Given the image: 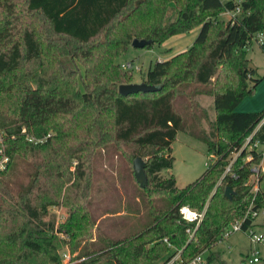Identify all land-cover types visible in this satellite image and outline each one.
<instances>
[{
  "label": "trees",
  "instance_id": "obj_1",
  "mask_svg": "<svg viewBox=\"0 0 264 264\" xmlns=\"http://www.w3.org/2000/svg\"><path fill=\"white\" fill-rule=\"evenodd\" d=\"M237 5L234 16L217 17ZM198 25L191 46L147 70L157 90L120 92L133 69L119 58L134 38L151 47ZM260 34L264 51V0H0V155L9 157L0 170V264H62L65 247L74 264H161L173 252L166 236L186 261L209 250L202 264H228L212 248L253 197L246 152L233 164L238 176L217 183L264 114L236 110L262 80L249 56ZM202 95L213 96L210 107ZM179 130L216 155L183 187L168 173ZM256 138L264 141V127ZM110 148L141 156L147 175L146 212L130 202L136 221L112 230L100 218L115 211L93 207L100 154ZM255 202L264 207V188ZM184 204L207 207L195 230ZM56 205L67 207L66 220L57 221Z\"/></svg>",
  "mask_w": 264,
  "mask_h": 264
},
{
  "label": "rangeland",
  "instance_id": "obj_2",
  "mask_svg": "<svg viewBox=\"0 0 264 264\" xmlns=\"http://www.w3.org/2000/svg\"><path fill=\"white\" fill-rule=\"evenodd\" d=\"M217 17L227 19L230 17V13L228 10H223L217 14ZM200 29L201 25H198L190 31L175 34L162 44H154L151 47L130 45L119 61L121 63L133 61L140 66V69L135 68L133 71H128V74L131 75L132 82L145 81L147 70L153 66L156 60L170 57L173 53L176 54L187 49L193 44ZM259 39L260 35L252 40L249 46V56L252 63L257 66L255 77H261L262 80L257 85L255 92L246 95L237 105L236 110L238 111H258L264 108V51ZM200 98L206 106L210 107L213 96L202 95ZM204 125L206 126L207 123ZM171 152L174 156V165L168 173L175 175L179 187L197 180L208 168L207 163L211 153L207 143L185 130L178 131L172 143ZM0 157H3V154ZM134 160H129L114 148L104 149L100 154V161L97 165L100 172L96 176V184L101 185V189L93 200V207L95 213H102L105 210L115 211L101 216L100 224L105 229L112 230L116 224L120 227L121 223L138 216V211L134 212L136 213L134 216L133 211L129 208L130 202L136 201V208L141 207V210L146 212L141 191L143 186L135 176ZM261 186L264 188V180L261 182ZM51 212L56 214L58 222L67 218V207L64 205L51 207ZM258 221L257 231L264 233V223H262L264 215H260ZM66 251L71 253L65 247L62 254ZM212 252L219 254L220 258L228 264H240L248 256H253L257 252L256 256L261 258V261L255 264H264V244L254 243L250 236L243 231L232 232L227 238L219 241L212 248ZM71 254L77 255L76 253ZM203 255L207 260L211 251L206 250ZM210 264H219V261L215 259Z\"/></svg>",
  "mask_w": 264,
  "mask_h": 264
},
{
  "label": "built area",
  "instance_id": "obj_3",
  "mask_svg": "<svg viewBox=\"0 0 264 264\" xmlns=\"http://www.w3.org/2000/svg\"><path fill=\"white\" fill-rule=\"evenodd\" d=\"M241 9L240 5H237L236 10H228L230 16H234L237 12ZM263 34H260V40H262ZM122 67L125 69H140V66L136 65L133 61H125L122 62ZM264 127V114L254 127V129L246 136V139L240 144L235 146L234 150L232 151V159L230 163L227 165L223 176L219 179L217 185L223 182V178L227 172L232 171V176L237 177L238 174L233 171L232 167L234 162L236 161L237 157L246 152L244 160L245 162L250 161V174L247 177L245 184L250 186L251 192H253V197L249 202L248 206L245 209L244 215L242 218L233 221L226 233V238L234 231H243L247 233L251 240L257 244H264V233L257 231V224L258 217L260 215H264V207L257 206L255 199L256 195L259 190L262 189L261 182L263 181L261 175L264 171V141H261L259 138H256V135L260 129ZM216 157L215 154L211 153V156L208 161V165L213 162L214 158ZM9 157L7 155H3L0 157V170L6 167ZM206 208L199 210L190 206L189 204H184L180 206V213L184 219L193 223L194 230L197 228L200 223L202 222ZM248 219L251 221L246 224ZM188 231L193 232L192 229L189 227ZM163 241L168 242L169 246L173 248L172 254L166 258L161 264H202L205 263L206 260L204 258L203 253H200L193 257L192 259L186 261L182 257V249L175 248L168 240L167 236L163 239ZM255 252L253 256H248L246 258L248 264H255L261 261V258L256 256ZM63 261L62 264H74L77 260H74V256L69 252L66 251L63 254ZM79 261V260H78Z\"/></svg>",
  "mask_w": 264,
  "mask_h": 264
},
{
  "label": "water",
  "instance_id": "obj_4",
  "mask_svg": "<svg viewBox=\"0 0 264 264\" xmlns=\"http://www.w3.org/2000/svg\"><path fill=\"white\" fill-rule=\"evenodd\" d=\"M151 39L147 38H134L132 45L137 46V47H145L147 44L151 43ZM252 66H255L251 62ZM159 87L155 84H151L147 81H142V82H128V83H122L119 86V90L122 94L128 95L133 92H139V91H154L157 90ZM145 165L146 162L145 160L141 157L138 156L134 160V170H135V176L137 180L141 183H144L147 181V175L145 172ZM231 187L226 188V193L229 195L231 193Z\"/></svg>",
  "mask_w": 264,
  "mask_h": 264
},
{
  "label": "crops",
  "instance_id": "obj_5",
  "mask_svg": "<svg viewBox=\"0 0 264 264\" xmlns=\"http://www.w3.org/2000/svg\"><path fill=\"white\" fill-rule=\"evenodd\" d=\"M181 34H183V33H181ZM172 55H174V53L172 54ZM171 55V56H172ZM166 58H168V57H165V58H159V59H166ZM263 108V107H262ZM261 110V109H260ZM259 222V221H258ZM262 223H264V222H262ZM262 223H260V224H262Z\"/></svg>",
  "mask_w": 264,
  "mask_h": 264
}]
</instances>
